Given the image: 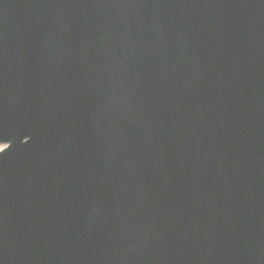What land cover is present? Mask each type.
<instances>
[{
  "label": "water",
  "instance_id": "water-1",
  "mask_svg": "<svg viewBox=\"0 0 264 264\" xmlns=\"http://www.w3.org/2000/svg\"><path fill=\"white\" fill-rule=\"evenodd\" d=\"M0 264H264V0H0Z\"/></svg>",
  "mask_w": 264,
  "mask_h": 264
},
{
  "label": "rangeland",
  "instance_id": "rangeland-1",
  "mask_svg": "<svg viewBox=\"0 0 264 264\" xmlns=\"http://www.w3.org/2000/svg\"><path fill=\"white\" fill-rule=\"evenodd\" d=\"M1 147V146H0Z\"/></svg>",
  "mask_w": 264,
  "mask_h": 264
}]
</instances>
